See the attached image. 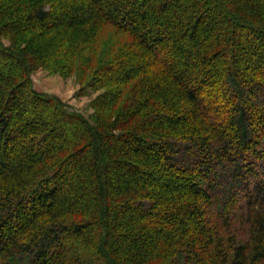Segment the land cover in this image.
<instances>
[{
    "label": "trees",
    "instance_id": "1",
    "mask_svg": "<svg viewBox=\"0 0 264 264\" xmlns=\"http://www.w3.org/2000/svg\"><path fill=\"white\" fill-rule=\"evenodd\" d=\"M0 264H264V0H0Z\"/></svg>",
    "mask_w": 264,
    "mask_h": 264
},
{
    "label": "rangeland",
    "instance_id": "2",
    "mask_svg": "<svg viewBox=\"0 0 264 264\" xmlns=\"http://www.w3.org/2000/svg\"><path fill=\"white\" fill-rule=\"evenodd\" d=\"M112 36L111 29L105 27L99 38L98 49L102 48L103 50L105 43L110 41ZM90 80L91 78L87 76L81 80L79 73L64 77L42 69L32 76L33 87L38 93L56 96L70 108L86 117L93 113L92 102L101 93L93 90Z\"/></svg>",
    "mask_w": 264,
    "mask_h": 264
}]
</instances>
